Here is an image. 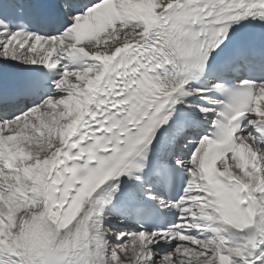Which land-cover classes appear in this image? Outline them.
Here are the masks:
<instances>
[{
    "label": "snow or ice",
    "instance_id": "6c2138e0",
    "mask_svg": "<svg viewBox=\"0 0 264 264\" xmlns=\"http://www.w3.org/2000/svg\"><path fill=\"white\" fill-rule=\"evenodd\" d=\"M0 264H264V0H0Z\"/></svg>",
    "mask_w": 264,
    "mask_h": 264
}]
</instances>
